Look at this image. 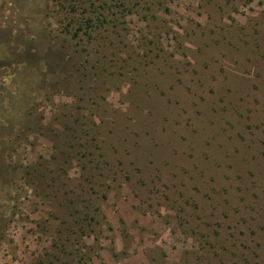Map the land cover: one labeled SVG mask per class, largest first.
<instances>
[{
    "label": "rangeland",
    "instance_id": "rangeland-1",
    "mask_svg": "<svg viewBox=\"0 0 264 264\" xmlns=\"http://www.w3.org/2000/svg\"><path fill=\"white\" fill-rule=\"evenodd\" d=\"M16 5L0 264H264V0Z\"/></svg>",
    "mask_w": 264,
    "mask_h": 264
},
{
    "label": "flooded vegetation",
    "instance_id": "flooded-vegetation-1",
    "mask_svg": "<svg viewBox=\"0 0 264 264\" xmlns=\"http://www.w3.org/2000/svg\"><path fill=\"white\" fill-rule=\"evenodd\" d=\"M17 0H0V69L9 67L10 12L17 10ZM8 76L9 70H7ZM1 80V78H0Z\"/></svg>",
    "mask_w": 264,
    "mask_h": 264
}]
</instances>
